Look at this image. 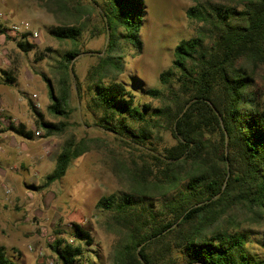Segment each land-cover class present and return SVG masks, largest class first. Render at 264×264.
I'll return each mask as SVG.
<instances>
[{"label": "trees", "instance_id": "16d2710c", "mask_svg": "<svg viewBox=\"0 0 264 264\" xmlns=\"http://www.w3.org/2000/svg\"><path fill=\"white\" fill-rule=\"evenodd\" d=\"M36 1L58 23L52 35L74 46L55 68L56 86L43 77L49 114L66 120L70 65L79 55L75 46L82 21L93 10L76 0ZM88 1L102 13L108 34L107 49L89 76L90 107L101 114L97 126L143 148L163 123L177 139L171 148L153 150L149 178L123 161L114 163L125 191L96 204L111 214L106 230L119 236L111 264H264L250 254L247 235L240 231L264 221V0H191L187 17L198 24L195 35L178 43L171 67L161 73L165 92L145 91L161 107L140 104L117 81L125 69L123 50L142 48L144 0ZM18 48L27 53L35 46L19 40ZM7 74L2 71L0 84L14 82ZM36 113L46 137L66 133L64 121L46 122ZM11 130L28 140L35 137L23 124ZM105 144L99 138L66 141L46 186L62 180L74 160ZM73 228L77 242L93 243L88 231ZM52 248L62 264H76L84 254L81 245L60 238ZM0 264H14L2 246Z\"/></svg>", "mask_w": 264, "mask_h": 264}, {"label": "rangeland", "instance_id": "374dc122", "mask_svg": "<svg viewBox=\"0 0 264 264\" xmlns=\"http://www.w3.org/2000/svg\"><path fill=\"white\" fill-rule=\"evenodd\" d=\"M144 2L145 13L139 34L142 48L123 50L125 69L117 76V81L124 82L137 95L140 104L161 107L162 102L148 97L145 91L157 88L165 92L159 81L160 75L171 67L175 47L181 40L193 37L198 24L187 17L188 9L194 5L191 0ZM76 3L90 7L93 12L83 19L84 31L75 46L79 55L72 61L71 115L65 120L49 114L51 101L43 77L56 86L55 68L63 54L74 48L73 44L61 42L52 35L51 30L58 23L41 2L0 0L2 27L28 22L39 33L36 40L29 34H23L15 41L9 39L6 57L10 64L0 66V75L6 71L14 80L13 83L1 82L0 107L6 115L16 117L27 132H32L31 128L42 132L40 137L28 140L0 126V156L5 152L15 159V165L0 163V168L9 169L7 175H0V246L6 249L14 264H62L52 248L54 239L58 238L82 246L84 254L76 264H111L119 236L106 230L105 223L111 214L98 209L96 204L101 197L125 191L113 172L114 163L123 161L149 178L146 171L152 169L153 150L163 151L177 144V139L164 123L144 148L97 126L101 114L90 107L93 91L89 76L107 49L108 34L102 13L94 4L88 0H76ZM19 40L32 42L34 50L21 51ZM32 94L39 96V110L33 108ZM8 98L10 104L5 103ZM36 112L41 113L46 122L58 124L64 121L68 125L66 133L46 137L36 124ZM11 138L17 143L11 142ZM92 138L102 139L105 146L74 160L62 180L46 186L47 176L55 169L56 158L65 142ZM2 184L13 189V204L8 202ZM74 225L93 236L91 245L74 239ZM42 231L47 235L43 236ZM240 231L247 235L250 254L264 263V221L245 225ZM156 250L162 253L161 247ZM173 256L179 259L181 255L174 249Z\"/></svg>", "mask_w": 264, "mask_h": 264}, {"label": "built area", "instance_id": "2783aa9c", "mask_svg": "<svg viewBox=\"0 0 264 264\" xmlns=\"http://www.w3.org/2000/svg\"><path fill=\"white\" fill-rule=\"evenodd\" d=\"M1 34L5 38L16 39V40L18 38H22L23 34H29L31 36V38L34 40H36L39 37V33L36 30H34L33 27L31 26V24L28 22H24L18 26L13 25L9 28H6V30L4 32H1ZM5 54L7 55V52H5ZM31 99L33 100V102L35 104L34 105L35 109L39 110L41 108V103L39 102L38 94H32ZM13 125L14 126L20 125V121L16 117L6 115L4 109L0 107V126L4 129L12 131L11 127ZM31 130H32L35 137H40L42 135V132L40 130H38L37 128H31ZM11 142L17 143V141L14 138H11ZM11 169L15 170V168H11ZM8 171H9V169H7V168L6 169L0 168V175L5 176V175H7ZM1 187H2V190L5 194V196L7 197L8 202L10 204H13V201L11 199V196L13 194V189L10 188L8 185H5V184H2ZM42 235L46 236L47 233L42 231Z\"/></svg>", "mask_w": 264, "mask_h": 264}, {"label": "crops", "instance_id": "0c3cea01", "mask_svg": "<svg viewBox=\"0 0 264 264\" xmlns=\"http://www.w3.org/2000/svg\"><path fill=\"white\" fill-rule=\"evenodd\" d=\"M9 27L8 26H3V28H9ZM12 40L15 41V39H12ZM9 43H10V40L8 38H5L0 32V66H8L10 64V62H9V60L6 57V54H5V52L8 51ZM5 100H6V102H5L6 104H10V99L9 98L5 99ZM0 157L3 159L2 162L0 161V163H4V164H6L8 166L13 165L15 163V159L13 160V158H11L10 156L6 155L5 152H3Z\"/></svg>", "mask_w": 264, "mask_h": 264}, {"label": "water", "instance_id": "95a60500", "mask_svg": "<svg viewBox=\"0 0 264 264\" xmlns=\"http://www.w3.org/2000/svg\"><path fill=\"white\" fill-rule=\"evenodd\" d=\"M70 70H72V63H71V65H70Z\"/></svg>", "mask_w": 264, "mask_h": 264}]
</instances>
